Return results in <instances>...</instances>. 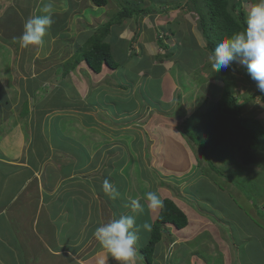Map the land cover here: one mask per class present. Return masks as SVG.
Masks as SVG:
<instances>
[{"label":"rangeland","instance_id":"obj_1","mask_svg":"<svg viewBox=\"0 0 264 264\" xmlns=\"http://www.w3.org/2000/svg\"><path fill=\"white\" fill-rule=\"evenodd\" d=\"M237 1L241 3L246 18L247 10L256 0ZM80 2L82 5L84 0ZM126 2H134L141 7H154L155 12L122 19L120 24L113 26L114 31L104 41L113 44V35L122 40L118 46L110 47L113 58L119 61L118 67L110 69L104 65L99 73H95L84 64L83 69L88 70V80L78 77L77 73L71 75L77 89L85 87V90H81V101L89 90L85 101L91 108L86 111L75 109L76 113H79L74 124L77 131L74 128L70 131L75 141L88 147L91 158L88 161L90 163L85 166L80 158L70 160L67 165L74 164L77 172L74 171V176L67 175L61 188L71 184L70 188L77 192L76 204L84 208L87 207L84 203L94 200L92 202L98 215L95 221L98 225L117 218L122 213H131L129 205L133 198H140L144 207L143 214L137 215V225L142 226L146 221L152 225L159 209H149L143 196L149 191L157 192L162 200H172L184 212L188 222L185 228L179 230L170 224L162 226V238L153 246L151 264H233V260L237 261V250L234 248L227 250L228 254L215 259L210 256L212 250L205 247V242L211 243V233L216 232V238L219 231L223 232L221 225L224 224H220L221 219L214 220L211 217L218 212V216H221V211L228 210L232 205L230 200L234 201L240 210L253 209L256 204V214L264 215V197L261 194L254 197V193H260L259 188L262 189L264 184V152L255 151L254 160L244 164L243 150L226 141V145L221 148L222 157L217 158L216 151L209 157L218 171L215 172L201 157L199 149L181 133L180 123L196 110L202 113L210 110L227 89L240 110L239 118L248 122L255 121V125L258 124L263 130L264 92L257 88L247 68L238 61H233L230 65L237 72H232L229 68L213 73L207 61L210 51L205 49L206 40L191 0H108V5L102 7H96L91 0H87L84 5L86 8L81 7L72 15V21L81 20L79 23L90 25L86 30L81 26L80 32L84 31L86 36L83 37L79 33V39L88 40L95 30L91 27L96 28L103 24L111 14L119 10V3ZM79 28L77 24V29ZM72 33L67 32L58 40L68 39ZM48 36L50 38L51 33ZM53 43L51 51L57 47L62 48L61 44ZM30 49L31 47L27 48ZM83 69L80 71H84ZM136 69L138 76H133L132 73ZM17 77H12L10 82L15 81ZM147 77L152 82H157L160 98L161 94L166 92L173 96V99L169 102L168 99H163L160 104V101L155 100V95L141 93L144 90L142 85L148 82ZM61 80L63 79H60L61 83L64 82ZM127 81L129 84H126ZM25 84L24 81L16 84L18 91L25 89ZM34 85L40 86L41 83L35 80ZM69 86L65 85V89ZM12 87L14 89L15 85ZM43 89L40 87L34 97H40ZM7 91L8 96L15 93ZM26 96L28 99L31 97L27 93ZM130 98L136 99L135 108H129L133 104ZM146 98L151 99L148 101ZM160 107L166 109L159 110ZM84 112V116L80 115ZM15 114L18 115V112ZM86 122H90V130L79 128V124ZM75 147L79 150V146ZM106 178L119 189L121 195L118 199L112 200L104 193L102 184ZM206 179L221 191L219 197L223 196L221 198L225 202L228 201L227 205L218 201H221V198L208 194L203 185L199 186L200 181ZM255 186L256 190L253 189ZM88 188L92 195L89 199L86 197ZM207 189L209 190V185ZM238 191L249 198L247 204L238 201ZM210 196L213 197L212 200ZM25 197L26 194H22L14 205L13 211H17L18 215L21 213V202ZM205 229L209 231V235L202 234ZM229 232L225 233L226 237L233 242ZM149 233L142 227L138 233V264H147L140 248L147 245ZM78 244L81 247L87 246L85 249L80 247L75 255L78 261L81 259V264H99L101 258L105 259V263L115 264L101 249L93 235L89 236L88 241H80ZM95 244L96 249L92 250ZM14 256L15 258L6 262L23 264L22 260H16L15 253ZM252 257L253 260L258 259L254 255Z\"/></svg>","mask_w":264,"mask_h":264},{"label":"crops","instance_id":"obj_2","mask_svg":"<svg viewBox=\"0 0 264 264\" xmlns=\"http://www.w3.org/2000/svg\"><path fill=\"white\" fill-rule=\"evenodd\" d=\"M45 2L46 0H0V264H10L6 260L15 258L14 253L16 260H22L23 264H81V259L78 261V257H75L81 247L78 242L88 241L99 226L95 221L98 215L92 202L94 200L84 203L87 206L84 208L76 204L77 192L70 188L71 184L61 188L67 175L74 176V171L77 172L74 164L67 165L69 161L80 158L85 166L90 163L88 161L91 158L88 147L75 141L70 131L78 120L79 113L75 109L86 111L91 108L85 101L89 90L82 102L80 94L85 87L77 89L73 78L71 79V75L77 73L78 77L88 80V70L83 69V65L87 64L82 61L67 74L62 73L65 62L72 59L87 41L83 38L81 41L79 33L85 37L84 31L80 32L81 26L86 30L90 25L79 23L81 20L72 21L75 12L81 7L86 8L84 5L87 0L82 5L80 0H51L55 14L43 46L30 50L21 48L16 38L21 35L25 20L39 15ZM70 31L73 33L68 39L58 40ZM113 38L111 48L122 41L118 36L113 35ZM53 42L61 44L62 48L57 47L51 51ZM81 69L84 71H80ZM15 76H18L17 79L10 82ZM34 79L41 85H34ZM60 79L64 82L61 83ZM22 81L26 83L25 89L18 91L16 84ZM155 83L157 84L156 81ZM65 85L70 86L65 89ZM40 87L44 88V92L36 98L34 93ZM7 90L15 93L8 96ZM26 93L31 95L29 99ZM159 99L160 103L163 99H168L169 102L173 96L163 92ZM129 100L133 103L130 109L135 108L136 99ZM16 111L18 115L15 114ZM80 115L84 116L85 112ZM89 124L90 122L79 124V128L90 130ZM74 145L79 146V150ZM202 185L208 194L219 199L223 197H219L221 191L210 180L200 181L199 186ZM253 189L256 190V186ZM259 192H255L254 197L258 194L264 197V184ZM22 194H26V197L21 202V213L18 215L13 209ZM91 196L88 188L86 197L89 199ZM236 196L238 201L247 204L249 198L242 192L238 191ZM210 197L212 200L213 197ZM218 201L228 204L223 199ZM230 202L232 205L229 209L221 211L223 214L218 216L220 224H224L221 225L223 232L219 231L215 238L216 232L210 234L206 229L202 231V234H210V238L214 240L211 243L208 241L209 244L205 242V247L212 250L210 256L215 259L234 248L237 250V261L233 260V264H264V215L256 214V204L253 209L240 210L234 201ZM226 228L230 230H225ZM228 231L233 242L226 237L225 233L228 234ZM81 248L85 249L87 246ZM94 249L96 244L93 245L92 250ZM252 255L258 259L253 260ZM222 258L225 259L224 256ZM27 259H30L29 262ZM99 264L110 263H105V259L101 258Z\"/></svg>","mask_w":264,"mask_h":264},{"label":"trees","instance_id":"obj_3","mask_svg":"<svg viewBox=\"0 0 264 264\" xmlns=\"http://www.w3.org/2000/svg\"><path fill=\"white\" fill-rule=\"evenodd\" d=\"M91 1L96 7L108 5V0ZM191 2L194 4V11L201 24V32L206 40V50H214L220 40L242 31L246 26L245 13L241 3L237 0H200V3L197 0H191ZM119 5H121L119 10L111 14L107 21L98 25L94 33L89 35L91 37L85 41V46L76 52L72 59L65 62L62 72L64 75L82 61H85L87 66L95 73L101 71L103 64H106L110 69L119 66V61L114 59L110 52L111 44L105 42V38L114 31L113 26L120 24L122 19L155 12L154 7H141L134 2L119 3ZM136 71L137 69L133 71V76H138ZM147 80L148 82L142 85L144 90L141 93L149 96L153 94L156 96L155 100L159 102L158 84L149 80L148 77ZM146 99L149 101L151 98ZM161 109L165 110L166 108L160 107L159 110ZM119 111H121L120 108ZM156 111L157 109L154 112ZM239 115L240 110L234 103V98L225 89L210 110L205 113L196 110L180 123L181 133L199 149L201 157L208 162L210 168L215 172L217 169L209 157L215 151L217 158L222 157L221 148L226 145V141L243 150L245 155L244 164H249L254 160L253 153L255 151L264 152V129H260L258 124L255 125V121L248 122L245 119H240ZM211 218L216 220L218 215ZM187 222L184 212L172 200L163 199V207L159 208L158 215L152 222L148 243L140 250L144 254L147 264L152 263L153 246L162 238V226L170 224L179 230L185 228Z\"/></svg>","mask_w":264,"mask_h":264},{"label":"clouds","instance_id":"obj_4","mask_svg":"<svg viewBox=\"0 0 264 264\" xmlns=\"http://www.w3.org/2000/svg\"><path fill=\"white\" fill-rule=\"evenodd\" d=\"M54 14L51 0H46L39 15L25 20L23 31L16 38L19 46L24 49L42 47L44 38L53 23ZM245 23L246 26L242 31L220 40L214 50L207 55V61L213 73L229 68L232 72H237L230 65L233 61H238L247 68L257 88L264 92V0H256L247 10ZM104 65L109 68L106 64ZM102 189L112 200L118 199L121 195L116 185L107 178L103 181ZM143 199L151 210L163 207V200L157 192L149 191L144 194ZM129 206L131 213H122L117 218L100 224L93 233L101 249L112 258L115 264H138L140 259L137 247L138 233L141 227L146 232L152 230L151 224L147 221L142 226L136 223L137 215L144 212L140 198L131 199Z\"/></svg>","mask_w":264,"mask_h":264},{"label":"water","instance_id":"obj_5","mask_svg":"<svg viewBox=\"0 0 264 264\" xmlns=\"http://www.w3.org/2000/svg\"><path fill=\"white\" fill-rule=\"evenodd\" d=\"M234 71V70H233Z\"/></svg>","mask_w":264,"mask_h":264}]
</instances>
